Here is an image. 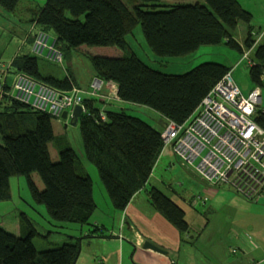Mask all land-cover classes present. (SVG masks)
Listing matches in <instances>:
<instances>
[{
	"label": "trees",
	"instance_id": "16d2710c",
	"mask_svg": "<svg viewBox=\"0 0 264 264\" xmlns=\"http://www.w3.org/2000/svg\"><path fill=\"white\" fill-rule=\"evenodd\" d=\"M162 1L138 0L131 7L124 0H47L34 11L32 21L55 31V44L63 53L84 45L121 48V56L88 54L97 77L117 85L121 100L148 106L166 120L184 123L215 84L232 69L221 63L203 62L184 74L163 73L131 52L127 36L141 23L149 45L161 56L188 55L202 45L218 44L223 40L241 51L242 45L234 38V33L240 21L250 23L252 14L239 0L166 4ZM19 2L0 0V7L14 11ZM252 30L248 27V37L244 41L248 46L254 41ZM254 51L256 62L250 67V73L262 88L264 41ZM11 67L16 73L26 74L62 91L77 87V79L71 72L64 78L49 71L44 75L38 57L31 53L17 55ZM3 77L0 75V176L3 173L8 177L27 176L33 200L45 205L49 217L55 218L62 207L71 206L69 221L90 224L97 204L81 196L92 194V177L79 172V157L70 145L60 144L59 159L53 160L49 148L56 139L52 116L17 101L12 96V86L4 82ZM96 101L93 95L83 100L87 111L80 117L79 124L85 153L97 167L113 206L123 211L150 179L164 148L163 129H157L123 108L101 111ZM103 112L105 119L101 116ZM255 121L264 128V109L260 106ZM33 173H38L44 188L34 181ZM148 194L155 209L181 233L190 231L186 212L180 205L158 188H151ZM9 198V192H4L0 183V200ZM20 219V235L0 226V264H5L2 263L4 259L40 235L26 213H22ZM90 232L88 236L77 238L76 243L63 242L66 258L62 264H76L81 240L101 235L104 229L91 228ZM9 264L49 263L41 256L26 255Z\"/></svg>",
	"mask_w": 264,
	"mask_h": 264
},
{
	"label": "rangeland",
	"instance_id": "374dc122",
	"mask_svg": "<svg viewBox=\"0 0 264 264\" xmlns=\"http://www.w3.org/2000/svg\"><path fill=\"white\" fill-rule=\"evenodd\" d=\"M124 1L131 7L138 2V0ZM181 1L184 3L196 2V0ZM46 2L47 0H20L17 9L14 11L0 7V69L7 73L8 84L13 86L18 75L10 67V61L16 55L31 53L38 57L41 72L44 75L49 74L47 72L49 71L58 77L64 78V76L68 75V72H71L76 76L77 85L86 88L95 74V67L88 54L121 56L123 50L117 46L84 45L80 48L64 51L62 62L36 53L32 50V37L35 38V33L39 29H44L50 36V43L55 39V31L52 28H44L32 21L34 11L44 6ZM162 2L165 4L173 3L175 0H163ZM202 2L204 3V1ZM239 2L252 14L250 23L240 21L234 33V38L242 45L241 51L230 46L227 40H223L218 44L202 45L195 52L188 55L161 56L154 52L149 45L141 23L136 26L133 33L127 36L128 46L131 52L136 54L145 64L168 74H184L203 62L224 64L232 69L233 77L242 91L245 94H249L255 87H258L250 73V67L256 62L254 49L257 44L252 38L253 42L250 41L251 46L244 44V41L248 37V27L253 29L252 34H254V37L264 34V0H239ZM251 37L253 36L251 35ZM248 50L250 52L249 57H244L245 52ZM261 89L262 100L260 108L264 109V86ZM113 104L110 108L114 110H123L125 108L124 110L129 114L140 116L157 129L162 130L165 128L161 123L162 117L159 118L161 114L148 106L139 105L133 107L130 106L131 103L121 106L116 103ZM52 123L56 133V139L49 144L53 160L56 162L59 159L57 149L61 146L60 144L72 146L79 157L77 160V165L80 167L79 172L83 171L92 177L94 183L93 193L100 206L106 207L107 203H105L103 198L105 199L106 197V202L109 201L108 192L100 178L97 167L86 156L79 122L73 124L72 117L69 116L67 119L52 117ZM167 151H170L176 157L171 145L167 147ZM167 167L166 170L161 168L163 172L158 174L160 178H165L164 181H179L180 186L178 188L180 192L177 193L180 194L175 196L171 190L166 189L159 183L155 186L159 190L165 191L167 195L173 198L174 202L185 210V220L190 224L192 234L195 235L193 242L186 244L181 251L170 252L168 255L170 264H243V262L254 264L253 258L250 257L247 250L242 249L239 240L242 239V236L244 237V234L249 235L255 241L258 240L259 231L256 226L262 228L260 232L264 235V196H258L255 201H252L230 184H216L214 181V183L206 181L197 173L193 166L181 162L178 158H174V165L168 169ZM6 178L9 181V185L5 178H3V183L10 194V198L0 201V226L17 231L22 213H26L35 223L40 235L33 238V245L29 249H26V247L31 243L4 259L2 263H5V261L9 262V260L13 261L16 255L20 258L24 251L30 252V249L39 250L46 248L51 244L49 240H69L70 235L68 234H70V230L68 228L54 230L56 227H53L50 223L48 225V221L44 217L46 207L44 204L33 200L27 176L16 175L7 176ZM32 178L40 188H44V183L38 173H33ZM187 181L195 182V184L187 186ZM201 181H204V186L207 185L210 189H204ZM258 183L264 186V181H258ZM255 184L256 181L249 183L250 191L255 190L259 186H255ZM103 193L104 197L102 198ZM199 197H202L201 200L196 202ZM193 199V204L197 203L198 205L197 208H193L190 203ZM98 213L107 218L106 211H99ZM108 220L109 222L111 221L110 218ZM248 223L253 224V226H249ZM113 227H115L114 224L108 223L107 230L101 235L97 234V236L104 235L102 239H91L92 241H99L98 245L94 247L99 250H104L108 247L115 248L117 253L119 250L122 251L121 244L117 238L106 236L110 235ZM202 230H204V233L197 234ZM51 231L53 232L49 236ZM126 231V229H123V234ZM74 233L77 232L74 231ZM131 249L133 250V248ZM125 252H127L126 262H132L133 255H131V251L129 252L127 246ZM240 258H242V261H240Z\"/></svg>",
	"mask_w": 264,
	"mask_h": 264
},
{
	"label": "built area",
	"instance_id": "2783aa9c",
	"mask_svg": "<svg viewBox=\"0 0 264 264\" xmlns=\"http://www.w3.org/2000/svg\"><path fill=\"white\" fill-rule=\"evenodd\" d=\"M49 39L45 31L39 30L35 33L32 50L62 62L63 52L55 40L50 43ZM263 41L264 34L254 39L257 45ZM249 54L248 50L244 57H249ZM103 83L102 79L95 78L91 84V95L97 96ZM12 96L57 118L62 117L66 110L72 114L78 105L84 107V96L77 87L62 91L23 73L17 76ZM261 96L259 86L245 94L230 70L184 123L167 120L161 133L164 148L171 145L177 157L193 166L206 181L230 184L248 199L262 195L264 186L258 181H264V128L255 121ZM101 116L105 119L104 112ZM251 181H256L255 186L259 185L252 191Z\"/></svg>",
	"mask_w": 264,
	"mask_h": 264
},
{
	"label": "crops",
	"instance_id": "0c3cea01",
	"mask_svg": "<svg viewBox=\"0 0 264 264\" xmlns=\"http://www.w3.org/2000/svg\"><path fill=\"white\" fill-rule=\"evenodd\" d=\"M175 2H183V1L175 0ZM39 30H42V29H39ZM12 61L10 62L12 63ZM6 74H7L6 72L0 69L1 77L4 76L3 80L4 82L6 81L8 84V77L6 76ZM17 75H19V73H17ZM95 77L97 78L96 71H95L94 76L90 79L89 84L86 88L76 85L77 88L81 91V94L85 98H92L91 84H92V80ZM13 86H12V90H13ZM117 88H118L117 85H115L114 83L104 81L100 93L96 96L97 101L95 103L96 106L101 109V111L114 110L113 108H110L114 105L113 103H116L119 106L127 105L128 103H131V102L123 101L119 98L117 94L118 92ZM130 106L135 107L139 105L135 103H131ZM70 116H72L71 113H70ZM161 117L163 119V120L161 119L162 125L166 126V123H167L166 118L163 115L159 116V118ZM59 148L57 149L58 153H59ZM173 156L174 155H172L170 151H167V147L163 148L161 154L157 158L155 167L152 171L149 181L147 182V184L144 186L143 189H141L139 192H137L133 196L128 206L123 211L117 210L113 206L109 195L107 196L109 198L108 199L109 201L106 202V197L105 199L103 198L104 193L101 197L103 198L105 203H107V205L106 207H101L94 193L92 192L91 195L81 196L82 198L92 199L97 204V208L93 216L91 217L90 224H81L78 222L69 221V217L73 209L71 206L62 207L59 210L55 218L49 217V215L46 212V214H44V217L48 221V225L50 223L53 227H56L54 230H58V229L60 230V229H66V228L70 230L69 231L70 234H68L70 235V237L68 238L69 240H66V239L62 241L49 240L51 244L48 247L39 249V250L30 249L31 250L30 252L24 251L23 254H21L20 258H18L16 255L13 261L12 260H9V262L5 261V264L15 262L18 259H21L26 255L41 256L49 264H62L66 258V253L64 252L63 246H62L63 242L76 243L78 241L77 238L88 236L91 233L90 232L91 228L95 229L97 227H101L102 229H104V232H105V230H107L108 223L114 224L115 227H113L112 230L110 231V235H106V236L117 238V240L121 244L120 247L122 251L119 250L118 252L119 254H118L115 248L108 247L107 249L105 248L104 250L103 249L99 250L98 248L94 247L98 245L99 241H92V240L95 238L102 239V237L104 236V235L97 236L96 234L94 235V237L84 238L81 240V252H80V256L76 264H126V263L127 264H170V261L168 258V255L170 254V252L171 251H178V252L181 251L186 244H191L193 242V239L195 238V235L192 234L191 227H190V231L187 234L181 233L175 227L173 223H171L164 215H162L158 210L155 209V207L151 204V201L149 198V194H148L149 190L153 187L158 188L155 186L158 183L164 186L166 189L171 190L172 193L175 194V196H178V194H180V193H177V192H180L178 188V186H180L179 181H164L165 178L164 179L160 178L158 174L159 172H163L161 168L166 170L167 166H168L167 167L168 169L170 166L174 165V158L175 159L178 158L181 161V159L177 157V155L176 157L175 156L173 157ZM6 177L7 175L4 173L1 174L0 176V183H1L2 190L4 192H7V188L4 186L3 178H5V180L7 181L9 185V181ZM187 182H188L187 186H193L192 184H195V182H191V181H187ZM201 183L203 184L204 189L208 188L207 185L204 186V181H201ZM149 186L151 187L149 188ZM161 191L166 194L165 191L163 190ZM167 196L170 197V195H167ZM259 196L260 197L264 196V193ZM257 197L252 198L251 200L255 201ZM171 199L173 200V198ZM193 202H194V199L192 202H190L192 204V207L197 208L198 205L196 204L197 205L196 206L195 204H193ZM99 211H103V212L106 211L107 218L100 215L98 213ZM109 218L111 219L110 222L108 220ZM51 219L53 220L51 221ZM248 225L253 226V224H250V223H248ZM21 226H22V222L20 219L19 224L17 226V231H12L8 228L6 229L11 231L12 233L15 232V234L20 235ZM256 228L259 231L258 240L255 241L249 235L244 234V237L242 236V239H240L239 241L241 242L242 249L247 250L250 257L253 258L254 264H264V235H262V232H260L262 228L257 227V226ZM123 229L127 230L126 233L124 234L122 232ZM53 231L49 233V236ZM74 231L77 233H74ZM201 232L204 233V230L198 232L197 234L200 235L202 234ZM48 239H50V237H48ZM146 240H150L156 245H159L160 247L164 248L165 250L168 251V254L159 253L149 248L147 249L143 248V244ZM125 244H127L126 246L129 249V252L131 251L130 253L131 255H133L132 262L130 261L126 262L127 252H125L126 250ZM32 245H33V241L28 247H26V249L27 248L29 249L30 246ZM131 248H133V250ZM113 249H115V251H113ZM240 261H242V258H240ZM243 264H248V263L243 262Z\"/></svg>",
	"mask_w": 264,
	"mask_h": 264
},
{
	"label": "water",
	"instance_id": "95a60500",
	"mask_svg": "<svg viewBox=\"0 0 264 264\" xmlns=\"http://www.w3.org/2000/svg\"><path fill=\"white\" fill-rule=\"evenodd\" d=\"M84 113V109L81 105L76 106L73 109L72 112V123L73 124H77L79 122L80 117L82 116V114ZM68 114L69 111L66 110L64 111L62 118L67 119L68 118ZM143 248H149V249H153L154 251H157L159 253H163V254H168V251L165 250L164 248L160 247L159 245H156L155 243H153L150 240H146L143 244Z\"/></svg>",
	"mask_w": 264,
	"mask_h": 264
},
{
	"label": "bare ground",
	"instance_id": "6f19581e",
	"mask_svg": "<svg viewBox=\"0 0 264 264\" xmlns=\"http://www.w3.org/2000/svg\"><path fill=\"white\" fill-rule=\"evenodd\" d=\"M253 37H254V35H253ZM254 39H255V37H254ZM118 89V88H117ZM101 91V90H100ZM100 93V92H99ZM261 100H262V96H261ZM261 103V102H260ZM82 106V105H81ZM260 106V105H259ZM83 107V106H82ZM83 109H84V112L85 111H87V109H86V107H85V105H84V107H83ZM70 116V112H69V114H68V117ZM72 117V116H71Z\"/></svg>",
	"mask_w": 264,
	"mask_h": 264
}]
</instances>
